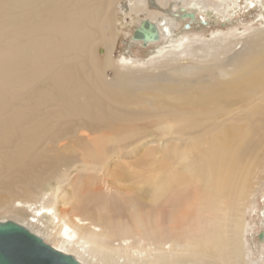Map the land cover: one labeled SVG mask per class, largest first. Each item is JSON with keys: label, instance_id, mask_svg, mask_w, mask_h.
Masks as SVG:
<instances>
[{"label": "bare ground", "instance_id": "6f19581e", "mask_svg": "<svg viewBox=\"0 0 264 264\" xmlns=\"http://www.w3.org/2000/svg\"><path fill=\"white\" fill-rule=\"evenodd\" d=\"M253 2L0 0V222L21 225L80 264H261L264 204L256 213L260 250L250 247L245 213L257 210L264 172L242 164L240 154L251 141L243 129L264 124L254 103L264 93V21L208 35L183 33L180 24L195 13L227 19ZM144 20L156 26L157 40L132 38ZM120 41L125 52L115 58ZM134 43L149 47L137 59ZM156 131L161 143L167 135L175 141L171 157L144 163L156 182L165 177L164 202L152 195L165 185L141 188V199L121 164L109 167L114 150ZM184 140L199 145L191 152ZM253 140L263 156L264 131ZM76 163L90 204L81 194L58 196ZM108 190L130 199L119 209L131 221L98 208ZM226 194L239 197L224 228L218 211Z\"/></svg>", "mask_w": 264, "mask_h": 264}, {"label": "rangeland", "instance_id": "374dc122", "mask_svg": "<svg viewBox=\"0 0 264 264\" xmlns=\"http://www.w3.org/2000/svg\"><path fill=\"white\" fill-rule=\"evenodd\" d=\"M244 1L245 0H241V1L238 0V3H240V2L244 3ZM253 1H254L253 2L254 4L252 6H250L249 8H247V7H243V8L238 7L237 8L236 7V9L231 11L226 16L227 19L221 18L219 20V18H216V17H213L214 19L206 17L205 19L202 18L203 21H201V15L195 13L194 14V17H195L194 20L189 17V18H185L186 20L183 21L182 23H180L183 25V28L181 25H179L180 29L182 28L183 33H187L189 35L195 34V33L208 35L209 32H211L212 30L215 31L218 28H219V30H222V31H227L229 28L235 27V26L242 28L246 24L250 25L251 24L250 21H253V23L257 22L259 24L258 21H264V17H262V15H264V8H263V5L259 2V0H253ZM242 6H244V5H242ZM198 16H200V17H198ZM196 19H198V20H196ZM216 19L219 22H216L217 21ZM197 21H199V22H197ZM142 45L143 44L140 45L139 43H134L133 46H130V56L132 58L137 59L138 57H142L144 52H146L149 49L148 46H145V45L142 46ZM150 46L153 47L155 45L150 44ZM125 47L126 46L123 43V41H120L118 46H117V49H116L117 51L115 50L116 52H114L115 58H119V57L121 58V54H123L125 52L124 51ZM98 53L101 54L100 51ZM108 74H110L109 71H108ZM204 80L205 79H201V81H204ZM254 103H257L259 105V107H261L262 110H264V93L257 95V99L254 101ZM254 110L256 111V114L254 115L256 118V115L259 112V108H254ZM261 116H263V115H261ZM165 122L168 125L172 124L167 119ZM243 130H245L247 132V134L251 138V141H248L249 144L246 143V145H244L245 147H248L249 149L247 148L241 152L240 162L241 163L243 162L242 164H245L244 162L247 163L249 161L251 163L253 162L254 164L252 163V171H256L258 174L261 175L264 172V155L262 156V153L259 152V151H261V149H259V148L263 144H261L260 147H258V149L255 152L252 149L257 148L256 147L257 144H256L255 140H253V139L258 137L259 134L262 131H264V124L257 127L255 123H250ZM164 131H167V130H164ZM153 134L154 135L147 136L146 138L140 140L135 145L126 146L125 148L118 150V151L114 150V153L116 152V154L115 155L113 154L112 162H111L109 167L114 169L116 163L121 164L120 171L124 172L125 177L127 179H129V181H127L126 183L130 182L132 184L131 192H132V195L135 197L138 196L139 198H141L139 196L140 194L145 196L142 189L153 187L156 190L160 185H165L166 187L164 188V191L160 190L157 196L155 195V193L152 195V198H156V200H160L161 202H164L166 200V194H168L167 193L168 187H167L166 182L164 180L165 177L159 176V179H162L163 182L162 183L156 182V178L150 173L152 167H146L144 163H146L148 160H150L151 159L150 156H152V155L158 156V157H164L165 159H168L169 157H171L170 149L172 146L175 145L174 144L175 141L172 138H170L169 135H167V138L164 137V139H163L164 143H161L160 140L162 138V132L156 131ZM183 142L189 143V146L191 148V152H194L197 149L196 145H199L196 142L191 143L188 140H184ZM250 143L253 144L252 147H251L252 144H250ZM254 146H255V148H254ZM79 150H83V147L79 148ZM244 151H245V153H244ZM102 152H105V151H102ZM245 154H247V156H245ZM260 158H261V160H260ZM83 160L87 161L89 164L92 163V160L90 158H88L87 156L84 157ZM80 166H81V164L76 163L74 165V168L70 169V173L67 176L63 177V182H60L62 186H61V190H60L58 196H61V197L69 196V199H73L75 197V195H77V196L80 194L82 195L83 192L80 189H81L82 183L86 180V176H85V172L80 169ZM94 167L95 166H93V168ZM163 168H164L163 174L166 175V173H167L166 167H163ZM254 179H256V178H254ZM262 187H264V184H262V186H259L258 192L256 194V198H255L256 204H255L254 208H257L256 212L255 211L253 212L250 208H246V213H245L247 215L246 217H247L248 222H249V232L250 233L248 234V240L250 241L251 249H254V250H258V249L260 250L261 249L259 244L262 242V239H263L262 230L256 225L257 224L256 213H257V211H259L262 208V206L264 204L263 197H260V195H261L260 191L262 190ZM114 193L115 192H113V190H108V192H106L107 198L106 197L104 198V196L99 198L98 201L104 202V204H97L98 208L99 209H101L102 207L104 208V209L102 208L104 215L109 214L113 218H119V219L124 218L127 221H131L133 218V216H132L133 214H131V212H129L128 210L126 211V213H124V212L122 213V212H120L121 210L119 209V208L124 206L123 203L131 202L130 199L128 197L116 195ZM82 196H81V198L83 199L82 201L87 203V204H90L91 200L88 197V195H82ZM238 197L239 196H236V195L226 194L221 200L218 215H219V219H220L219 221L224 224V228H227L231 224L232 219L237 214V207H236L237 202H236V200L238 199ZM141 205L142 206L140 207L138 212L143 214L147 210V207L143 206L142 203H141ZM58 208H59L58 210L61 213L63 208L60 206H58ZM126 209H127V206H125V210ZM116 214H118V215H116ZM82 216H83V218H87L85 215H82ZM119 219H116V220L118 222H120ZM87 220L89 222H92L94 225H96V228L101 225V222L96 220V219L91 218V219H87ZM260 236H261V238H260ZM253 256L255 258H257V255L253 254ZM85 263H88V262H85ZM260 263L264 264V259L263 260L261 259Z\"/></svg>", "mask_w": 264, "mask_h": 264}, {"label": "water", "instance_id": "95a60500", "mask_svg": "<svg viewBox=\"0 0 264 264\" xmlns=\"http://www.w3.org/2000/svg\"><path fill=\"white\" fill-rule=\"evenodd\" d=\"M192 16V15H190ZM134 40H157L158 32L147 20L135 28ZM261 238V236H260ZM0 264H80L71 255L45 244L40 237L13 221L0 222Z\"/></svg>", "mask_w": 264, "mask_h": 264}]
</instances>
